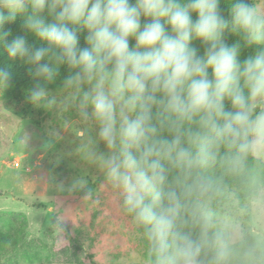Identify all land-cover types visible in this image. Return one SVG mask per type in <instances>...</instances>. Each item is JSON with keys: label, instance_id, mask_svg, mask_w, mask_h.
Instances as JSON below:
<instances>
[{"label": "clouds", "instance_id": "obj_1", "mask_svg": "<svg viewBox=\"0 0 264 264\" xmlns=\"http://www.w3.org/2000/svg\"><path fill=\"white\" fill-rule=\"evenodd\" d=\"M225 3L228 17L221 0H0V54L34 81L25 102L79 126L75 154L118 191L152 264H199L217 224L206 171L264 147V3ZM13 84L0 66V96ZM213 243L220 264L229 243Z\"/></svg>", "mask_w": 264, "mask_h": 264}, {"label": "rangeland", "instance_id": "obj_2", "mask_svg": "<svg viewBox=\"0 0 264 264\" xmlns=\"http://www.w3.org/2000/svg\"><path fill=\"white\" fill-rule=\"evenodd\" d=\"M78 127L64 128L58 110L0 96V231L11 239L0 264H151L141 227L118 191L75 154ZM254 156L264 162V147ZM81 175L86 189L73 187ZM207 200L213 230L229 243L220 264H264V188L250 200Z\"/></svg>", "mask_w": 264, "mask_h": 264}, {"label": "trees", "instance_id": "obj_3", "mask_svg": "<svg viewBox=\"0 0 264 264\" xmlns=\"http://www.w3.org/2000/svg\"><path fill=\"white\" fill-rule=\"evenodd\" d=\"M221 9L226 17H228V8L225 0H221ZM5 30L11 32L10 39L16 36L23 35L20 18H17L15 23L6 24ZM230 38V42H231ZM29 43L35 46H40L39 42L34 38L29 37ZM81 44L83 45V38H81ZM248 52H244L243 55H247ZM11 65V71L14 77L13 87L7 91L3 96V100L6 102H21L24 99V93L27 89L31 88L34 81L31 79L27 72V67L21 62L9 61L6 54H0V66ZM63 74V70H62ZM52 90H55V86H50ZM224 155L221 150V156ZM211 178L213 182V188L206 194L205 199H217L223 198L233 194L234 197L240 200H250L257 198L260 191L264 188V162L254 156V153H249L244 158L243 162L236 165L234 168L229 167L223 162H218L214 167L208 169L205 173ZM141 231L144 234V229L141 227ZM193 236L200 237V231L198 228L192 229ZM214 230H210L207 234L206 241L202 247L201 256L199 258V264H217L215 256L216 250L214 241ZM146 251L145 259L152 264L153 257L149 253V242L144 234ZM11 239L8 233L0 231V253L10 246ZM245 243H242L239 248H243ZM225 264H233L228 261Z\"/></svg>", "mask_w": 264, "mask_h": 264}]
</instances>
